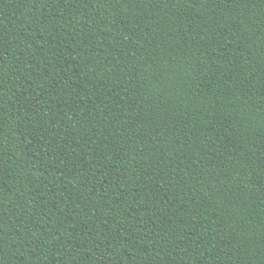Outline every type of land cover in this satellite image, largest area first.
Wrapping results in <instances>:
<instances>
[{"label": "trees", "instance_id": "obj_1", "mask_svg": "<svg viewBox=\"0 0 264 264\" xmlns=\"http://www.w3.org/2000/svg\"><path fill=\"white\" fill-rule=\"evenodd\" d=\"M0 264H264V0H0Z\"/></svg>", "mask_w": 264, "mask_h": 264}]
</instances>
